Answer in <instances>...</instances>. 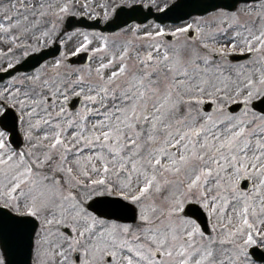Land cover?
<instances>
[{
    "label": "snow or ice",
    "instance_id": "1",
    "mask_svg": "<svg viewBox=\"0 0 264 264\" xmlns=\"http://www.w3.org/2000/svg\"><path fill=\"white\" fill-rule=\"evenodd\" d=\"M0 74V264H264V0H0Z\"/></svg>",
    "mask_w": 264,
    "mask_h": 264
},
{
    "label": "flooded vegetation",
    "instance_id": "2",
    "mask_svg": "<svg viewBox=\"0 0 264 264\" xmlns=\"http://www.w3.org/2000/svg\"><path fill=\"white\" fill-rule=\"evenodd\" d=\"M79 19V18H77ZM105 23L103 22V20H84L83 23H75V26L78 28H84L87 27L88 25H91V27L88 28L89 31H102L101 29H99V27H95L96 29H92L94 28V26H100V25H104Z\"/></svg>",
    "mask_w": 264,
    "mask_h": 264
},
{
    "label": "water",
    "instance_id": "3",
    "mask_svg": "<svg viewBox=\"0 0 264 264\" xmlns=\"http://www.w3.org/2000/svg\"><path fill=\"white\" fill-rule=\"evenodd\" d=\"M146 13H147V12H146ZM151 18H154V19H155V17H154L153 15H149V16H148V19H151ZM162 18H163V17H162ZM166 21H172V20H168V19L165 18V22H166ZM108 30H109V29H108ZM50 50H51V49L44 50V52L39 53V54L37 55V58H39V57H44V58L49 57V56L47 55V53L50 52ZM35 63H36V60H35V59H30V60H29V63H28V64H29L28 67H30L32 64H35ZM28 67H27V68H28ZM0 75H4V74H0Z\"/></svg>",
    "mask_w": 264,
    "mask_h": 264
}]
</instances>
